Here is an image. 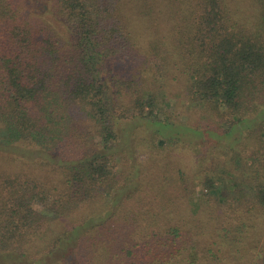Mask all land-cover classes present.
Masks as SVG:
<instances>
[{
	"label": "trees",
	"instance_id": "trees-1",
	"mask_svg": "<svg viewBox=\"0 0 264 264\" xmlns=\"http://www.w3.org/2000/svg\"><path fill=\"white\" fill-rule=\"evenodd\" d=\"M174 97L232 153L121 172L116 119ZM0 143L49 153L0 163V264H264V0H0Z\"/></svg>",
	"mask_w": 264,
	"mask_h": 264
},
{
	"label": "rangeland",
	"instance_id": "rangeland-1",
	"mask_svg": "<svg viewBox=\"0 0 264 264\" xmlns=\"http://www.w3.org/2000/svg\"><path fill=\"white\" fill-rule=\"evenodd\" d=\"M168 100L167 104H169L168 109L170 110L168 114L171 113V122L173 123L172 127H168L170 131L167 130L168 128L162 129L159 124L150 123L143 117L116 119L114 126L116 139L111 150L116 155L117 167L121 172L124 171L127 175L135 172V176L139 179L143 157L151 151H154V155L157 154V157L164 163L172 159L190 170L196 169L197 163L194 160L197 155L207 161L213 155H221L223 152L232 153L230 146L238 137L237 130L231 135H225L220 130V132H214V130L218 131L216 125H210L211 122L201 116L200 108L192 110L189 108L190 105H185L184 101L177 97ZM188 124L192 126L193 130H191L192 128L183 129ZM92 130H96V128ZM199 131L202 132L199 134ZM161 132H170L173 137L172 139L166 138L169 140L168 146H161L159 150H155L154 144L149 140L152 136L162 137ZM47 155L49 153L42 148H28L18 144L4 146L0 143V163H7L6 167L12 170L28 169L30 166L37 168L41 160L48 158ZM133 168L134 171L131 172ZM255 215L254 213L253 216ZM258 223L256 224L259 227H256L251 233L255 236L258 234L257 231H261L259 235L263 236L261 241L264 243V215L259 217Z\"/></svg>",
	"mask_w": 264,
	"mask_h": 264
}]
</instances>
